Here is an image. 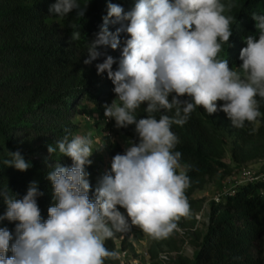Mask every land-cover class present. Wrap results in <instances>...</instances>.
<instances>
[{
	"label": "clouds",
	"instance_id": "clouds-1",
	"mask_svg": "<svg viewBox=\"0 0 264 264\" xmlns=\"http://www.w3.org/2000/svg\"><path fill=\"white\" fill-rule=\"evenodd\" d=\"M91 2L81 7L78 0H55L49 12L64 18L76 10L77 17H84ZM231 7L222 0H135L125 11L120 4L108 3L84 63L101 56L99 46L117 50L121 34H127L118 69L113 71L117 61L111 55L96 68L98 74L107 72L116 96L104 105V117L114 120L117 129L134 125L138 142L131 140L123 154L113 157L111 172L99 180L93 199L85 170L92 164L91 133L66 130L56 145L72 166L55 163L47 173L53 200L47 219L37 203L44 195L38 182H30L22 199L10 194L8 186L0 188L7 206L0 221L16 222L15 235L0 227V264H105L119 259L106 241L128 232L129 219L153 239L168 238L177 230L180 219L190 215L186 191L191 181L188 166L180 163L181 152L174 150L179 141L172 125L183 126L198 107L208 115L223 111L236 128L261 116L257 97L264 99V15L252 13L259 38L245 37L242 64L230 67L218 56L233 35L235 18L225 15ZM109 23L119 27L109 31ZM69 27L74 29L70 40H80L77 25ZM218 101L224 102L219 109ZM144 103L146 118L137 119L134 113ZM173 110L172 117L166 114ZM156 113H161L158 119ZM47 150L52 155L57 148L49 145ZM8 155L11 159L2 161L7 168L24 172L32 167L19 150Z\"/></svg>",
	"mask_w": 264,
	"mask_h": 264
},
{
	"label": "trees",
	"instance_id": "trees-1",
	"mask_svg": "<svg viewBox=\"0 0 264 264\" xmlns=\"http://www.w3.org/2000/svg\"><path fill=\"white\" fill-rule=\"evenodd\" d=\"M55 0H0V188L8 186L10 194L22 199L30 182H38V190L43 196L37 203L43 219H47V209L52 205V186L46 179L55 163L70 167L65 161L71 159L59 153L56 142L67 132L76 134L78 124L73 122L81 104L88 102L99 109L110 105L116 98L114 84L107 72L97 73L96 65L111 55L118 69L123 41L127 34H121V46L117 50L99 46L101 56L85 64L88 59L87 45L96 39V34L107 15L109 2L120 4L125 11L131 10L135 0H92L84 17H77L73 10L67 17L59 18L49 12ZM83 7L88 0H78ZM232 7L225 15L234 17L233 35L230 42L222 45L218 58L227 59L230 67L242 64L239 54L246 47L245 37L259 38L252 13L264 15V0H222ZM75 23L81 33L78 41L70 40ZM119 25L109 23V31ZM170 94L169 100L172 99ZM188 99V97H181ZM261 116L254 123H245L243 128L232 126L223 111L211 115L203 108H196L183 125H172L171 130L178 137L175 151L181 152L180 163L188 166L190 187L186 196L190 204V215L181 218L178 227L194 228L195 217L201 212L203 201L194 195L223 171L230 174L232 168L224 163L228 140H231V161L242 166L264 159V99L257 97ZM223 101L217 102L218 109ZM142 104L134 113L146 118ZM172 117L174 110L166 112ZM157 119L161 113L155 114ZM258 124V126H257ZM115 121H109L106 132H112ZM135 126L120 128L119 132L131 143L138 142ZM109 158L123 154L125 149L107 137ZM56 147L55 153H48V146ZM19 150L32 167L21 172L6 167L2 161L11 159L9 151ZM91 185L90 198L94 199L98 170L87 165ZM0 199V215L6 211ZM16 222L0 221L15 235ZM178 229V228H177ZM264 231V180L246 183L231 190L218 207H214L211 223L206 235L195 232L192 244L199 249L195 259L179 255L174 264H264L261 257V233ZM175 231L168 238L153 239L148 249L151 260H157L160 253L176 250ZM131 232L117 233L106 241V247L122 252L132 250ZM7 256L11 257L9 250ZM105 264H121L120 259L105 260Z\"/></svg>",
	"mask_w": 264,
	"mask_h": 264
},
{
	"label": "rangeland",
	"instance_id": "rangeland-1",
	"mask_svg": "<svg viewBox=\"0 0 264 264\" xmlns=\"http://www.w3.org/2000/svg\"><path fill=\"white\" fill-rule=\"evenodd\" d=\"M104 110L105 109H99L93 104L85 102L79 106L77 115L73 118V122L78 124L75 135L87 136L91 133L93 154L89 159L92 160L91 165L98 170L97 177L94 180L96 187L103 175L111 172L112 160L109 158L107 137L110 141L118 142L123 149L130 144L115 125L111 133L104 130L109 121H114H108L104 117ZM106 120L108 122H106ZM101 147L103 148L96 150ZM231 150V140H228L227 154L224 158V163L232 168L231 173L227 174L221 171L204 190L194 195V199L203 201L202 210L195 217V227L185 229L178 227V229L175 230V238L177 241L176 250L167 251V249H165V251L175 255L171 264H174L179 255L195 259L196 255L199 253V249L192 244V242L195 241V232L198 231L203 235L208 233L213 208L220 206L223 199H226L231 194V190L249 182L254 183L258 180H264V159L236 167L231 161ZM65 162L69 166L72 165L69 160ZM247 173H249V175H247ZM218 200L219 202H217ZM117 207L118 210L127 217L126 210L119 206ZM129 225V231L131 232L130 241L133 248L128 252H122L120 247H118L117 252L119 253L121 264H158L159 257L157 260L153 261L148 254L152 238L144 234L138 227L132 226L130 219ZM261 239L262 242H264V231L261 233ZM261 257H264V244H262Z\"/></svg>",
	"mask_w": 264,
	"mask_h": 264
},
{
	"label": "built area",
	"instance_id": "built-area-1",
	"mask_svg": "<svg viewBox=\"0 0 264 264\" xmlns=\"http://www.w3.org/2000/svg\"><path fill=\"white\" fill-rule=\"evenodd\" d=\"M106 122L108 121L106 120ZM247 175H249V173H247ZM217 202H219V200ZM174 256V254L169 253L167 251L162 252L159 256L158 264H171Z\"/></svg>",
	"mask_w": 264,
	"mask_h": 264
}]
</instances>
